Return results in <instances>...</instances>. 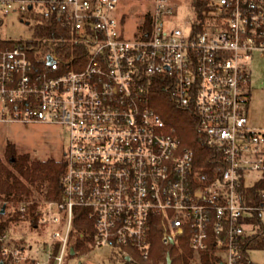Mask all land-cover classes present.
<instances>
[{
	"label": "built area",
	"instance_id": "built-area-1",
	"mask_svg": "<svg viewBox=\"0 0 264 264\" xmlns=\"http://www.w3.org/2000/svg\"><path fill=\"white\" fill-rule=\"evenodd\" d=\"M119 4L0 0L1 18L56 19L71 33L0 37V122L54 123L68 137L57 196L0 200V214L5 206L30 228L24 235L8 226L2 253L12 264H63L85 219L80 237L128 260L132 250L149 258L159 227L164 245L187 237L196 253L214 247L219 264H247L249 240L264 237V130L248 121L250 63L264 57V0H193L178 24L174 4L155 0L131 35ZM67 41L77 45L70 61ZM161 82L198 117L214 151L202 168L151 104Z\"/></svg>",
	"mask_w": 264,
	"mask_h": 264
},
{
	"label": "trees",
	"instance_id": "trees-1",
	"mask_svg": "<svg viewBox=\"0 0 264 264\" xmlns=\"http://www.w3.org/2000/svg\"><path fill=\"white\" fill-rule=\"evenodd\" d=\"M197 4L202 0H195ZM146 23L144 29L147 31L150 29V16L146 15ZM0 17V25L2 23ZM70 30L65 29L59 20H45L41 17H37L36 35L38 36H51L61 37L70 35ZM6 44V42H0V45ZM77 45L67 41L62 44V49L65 50L64 59L71 60L72 50ZM151 104L154 106L163 116L169 126L175 127L176 133L181 139L182 146L192 148L196 154V163L202 168L209 157L214 152L213 149L208 148L204 142L203 134L198 129V117L192 108L180 107L172 97V94L165 83H159L152 92ZM7 157V163L0 161V200L7 201H20L22 199H30L32 195L38 197H55L60 191V177L65 165L64 157L60 160L54 158H48L46 161H32L30 154L18 152L15 144L8 142L5 150ZM213 160V159H212ZM34 163L42 164L44 167L50 169L49 183L45 186V182L36 183L32 180L34 170H37ZM34 207V206H33ZM0 236L9 226L12 221H17L19 215L14 213H1L0 214ZM84 219V218H83ZM77 237L72 239L71 244L74 245V253L78 251H88L89 247L86 238L80 237L78 231L85 230L87 223L84 220L76 222ZM73 234V232H72ZM161 229L155 227L152 231V249L148 259H144L145 264H167V256L170 255L172 264H219L220 257L216 253L215 248L208 249L204 252H195L188 245L187 237L181 238L178 242L164 245L160 239ZM0 240V261L3 260L4 264H12L8 261L1 248ZM264 248V237L258 236L250 239L245 252L248 249ZM76 250V251H75ZM58 251V244L54 248V253ZM71 252V248L68 251ZM136 253V252H135ZM139 256V253H136ZM248 256V252H247ZM53 263V261H52ZM32 264V263H31ZM247 264H256L252 260L247 261Z\"/></svg>",
	"mask_w": 264,
	"mask_h": 264
},
{
	"label": "rangeland",
	"instance_id": "rangeland-1",
	"mask_svg": "<svg viewBox=\"0 0 264 264\" xmlns=\"http://www.w3.org/2000/svg\"><path fill=\"white\" fill-rule=\"evenodd\" d=\"M155 0H120L118 15L124 18L128 35L133 33L136 23L143 21L146 12L152 8ZM174 4L176 23L181 22L187 15L190 16L194 9L193 0H169ZM27 15L19 12H12L2 17L0 25V37L8 40L31 39L36 35V21L30 24L23 20ZM251 76L249 83L250 98L248 105L249 125L256 130H264V57L257 53L250 63ZM67 135L64 128L54 123L42 122H0V161L7 163L5 154L8 142L15 144L18 152L29 153L32 161H46L48 158L60 160L64 147L67 143ZM37 170H34L32 180L36 183L50 182V172L42 164L34 163ZM32 195V197L39 198ZM31 197V198H32ZM10 205V204H9ZM9 226L18 234L30 233L27 224L20 221H12ZM72 234V239L77 237ZM88 251H78L74 254L66 253L63 264H145L144 259L136 255L132 250L131 260L120 257L114 253V249L108 246H93L87 242ZM40 257L46 258L45 252L39 249ZM250 259L256 264H264V248H255L249 251ZM26 264H31L26 262Z\"/></svg>",
	"mask_w": 264,
	"mask_h": 264
},
{
	"label": "water",
	"instance_id": "water-1",
	"mask_svg": "<svg viewBox=\"0 0 264 264\" xmlns=\"http://www.w3.org/2000/svg\"><path fill=\"white\" fill-rule=\"evenodd\" d=\"M1 212H2V213L5 212V206L2 208ZM71 252L74 253V249H73V248H71ZM0 264H4V261L1 260V261H0ZM167 264H172V261H171V257H170V255L167 256ZM222 264H224V263H222Z\"/></svg>",
	"mask_w": 264,
	"mask_h": 264
},
{
	"label": "flooded vegetation",
	"instance_id": "flooded-vegetation-1",
	"mask_svg": "<svg viewBox=\"0 0 264 264\" xmlns=\"http://www.w3.org/2000/svg\"><path fill=\"white\" fill-rule=\"evenodd\" d=\"M64 153H65V148H64V151H63V155H64ZM62 157H64V156H62Z\"/></svg>",
	"mask_w": 264,
	"mask_h": 264
}]
</instances>
